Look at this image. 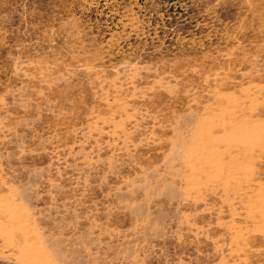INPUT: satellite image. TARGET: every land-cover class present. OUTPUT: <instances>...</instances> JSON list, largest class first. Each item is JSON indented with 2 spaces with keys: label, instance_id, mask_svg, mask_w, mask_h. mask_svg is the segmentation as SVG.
I'll list each match as a JSON object with an SVG mask.
<instances>
[{
  "label": "rangeland",
  "instance_id": "1",
  "mask_svg": "<svg viewBox=\"0 0 264 264\" xmlns=\"http://www.w3.org/2000/svg\"><path fill=\"white\" fill-rule=\"evenodd\" d=\"M0 264H264V0H0Z\"/></svg>",
  "mask_w": 264,
  "mask_h": 264
}]
</instances>
